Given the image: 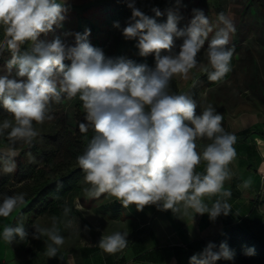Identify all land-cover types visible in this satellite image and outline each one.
I'll return each mask as SVG.
<instances>
[{
  "label": "clouds",
  "instance_id": "clouds-1",
  "mask_svg": "<svg viewBox=\"0 0 264 264\" xmlns=\"http://www.w3.org/2000/svg\"><path fill=\"white\" fill-rule=\"evenodd\" d=\"M125 2L132 15L122 34L126 40L138 38L139 55H154V66L122 56L106 57L89 42L90 29L82 34L65 32L63 39H42L62 27L67 0H0V29L4 33L0 54H11L7 74L0 75V106L12 117L0 122V137L10 144L0 155L2 170H15V145L32 144L39 135L34 124L53 119V103L78 97L87 122L80 123V131L86 133L91 127L95 132L77 157L83 182L88 185L83 188L86 197L109 194L124 208L134 205L137 211L155 206L160 211H182L183 215L191 209L195 214H208L213 221L221 214L227 216L232 211L228 203L232 193L224 185L233 176L229 165L237 155L236 136L224 130L223 117L212 105L197 114V104L190 95L171 94L168 88L174 76L187 79L198 66L197 57L206 41L205 54L212 69L208 80L221 81L231 71L234 47L228 44L236 31L234 22L219 13L222 27L209 40L213 25L202 9H192L191 19L179 27L184 19L179 10L181 0H175V8L166 10L165 22L144 14L135 0ZM151 11L156 17L163 14L157 7ZM113 26L120 27L118 22ZM69 36H74V45L67 42ZM177 40L182 41L179 46ZM26 43L30 48L21 51ZM198 140L208 141L202 150H198ZM202 163L203 172L197 171ZM251 184V179H246L239 187ZM213 196L218 198L209 207L204 198ZM24 203L23 193L4 195L0 217H9ZM75 207L84 210L78 201ZM69 211L64 208L66 216ZM71 223L69 220L67 226ZM57 225L56 217L51 227L33 226L31 233L22 224L6 225L2 239L12 244L29 235L33 239L47 237L45 254L54 258L64 243ZM127 245L128 233L120 231L102 235L98 242L107 253H116ZM253 254V249L246 252ZM233 259L234 252L226 242L218 248L209 242L202 252L189 258V264Z\"/></svg>",
  "mask_w": 264,
  "mask_h": 264
},
{
  "label": "trees",
  "instance_id": "trees-1",
  "mask_svg": "<svg viewBox=\"0 0 264 264\" xmlns=\"http://www.w3.org/2000/svg\"><path fill=\"white\" fill-rule=\"evenodd\" d=\"M113 1L116 3L118 9L109 15L110 27L107 29L105 37L95 39L89 36L88 38L89 42L99 49L107 46L109 37L115 28L113 26L114 23H120L124 20L127 26L132 15L131 9L127 7L125 0H102L99 3H94V5H101L104 8ZM174 4L175 0H135V6L149 17H155V13L151 11L153 7H157L161 11L163 9H168ZM218 4L219 6L221 5L220 2H218ZM88 6H91V4L85 6L79 5L78 7L80 10L78 11L82 12L86 10ZM219 6L218 8H220ZM80 19H83L85 23H87L90 30L94 32L100 30L99 23L93 22L83 15L80 16ZM126 26L124 25L123 28ZM83 31L81 26L75 33L82 34L84 33ZM3 36V29H0V40H3ZM70 40L73 44L75 43L74 36H72ZM127 41V44L135 51L138 38ZM176 43L177 46H179L182 41L177 40ZM29 48L30 46L24 44L21 51H26ZM204 48L197 57L198 62L204 61L206 58L202 53L205 51ZM117 52L121 53V50ZM7 53L10 54L8 51H4L2 54ZM138 55L133 57L132 60L137 63H147L149 66L155 63L154 55L141 57L140 60H138ZM66 63L70 62L66 61ZM233 64L234 58L232 57L231 69ZM3 66V56H0V75H5L2 73ZM230 73L231 71L227 73L222 80L229 77ZM12 75H15V69ZM217 83L218 82L209 81L208 72L203 71L195 76L191 88L187 91V95L199 97L200 91H204L206 87L213 86ZM63 101L64 99H62L60 103H53L51 105L50 113L56 115L54 121L50 123L46 121L42 125L34 124L39 135L31 145L23 142H18L15 145V149L18 153L14 157L16 165L15 170L12 173H5L2 170V164H0V202H2L4 195L25 194V203L15 209L5 220H0L1 233L3 227L6 225L18 226L21 224L31 233L34 231L33 226H36V221L46 215L57 218V226L62 236L63 233L66 232L64 230L65 221H69L71 217L75 215L81 219L85 228L90 231L91 234L94 235L95 233L91 224L74 206L76 199L83 200L86 197L83 188L88 186L83 183L84 173L77 163V157L83 154L88 142L95 135V132L91 127H89L86 133L80 131V123L87 122L85 121V112L82 102L78 97L73 99L72 108L68 117L63 113ZM5 118L12 119L11 114L0 106V122ZM237 135L235 144L245 142L251 136H260L264 138V129L261 130L255 126L249 130H240ZM205 144L206 143L202 141L199 142L201 146ZM9 146V141L5 137H0V149H8ZM249 153H251L252 157L257 156V153L253 150H250ZM3 154L5 153L0 150V155ZM32 158H34V162ZM259 163L262 165L263 170L258 175L257 183L242 190L237 188H234V190L231 189L232 195L228 203L231 205L232 211L227 216L223 214L219 216L221 219V228L210 242L216 244L217 248L221 242H226L230 250L234 252V259L231 261L220 260L217 261L216 264H264V208H262V205H264V157L260 159ZM240 195L245 196L246 199L236 200ZM217 198L218 197H215L213 202ZM211 204L212 203L209 204V207H211ZM65 207L70 209L67 216L64 214ZM200 220L201 224L210 223L212 221L208 214L201 215ZM61 225H63V228ZM149 227L148 225L142 229L141 233L147 232ZM0 236H2V234H0ZM13 243L15 249L18 251L23 249L28 250L34 257H38L42 254L39 260L40 264H56L57 262L58 256L49 258L45 254L47 245L45 241L39 242L38 239H33L32 236L29 235L24 241L17 239V241ZM208 243L202 239L189 240L183 243L174 254L175 261L173 264H189V258L193 254L202 252ZM81 249L82 253L86 255L87 252L94 250L95 246H82ZM248 249H253L254 254L246 255ZM136 257H138V255ZM27 263L28 260L23 264ZM0 264H3L1 259ZM111 264H126V262L124 257L121 256L117 260H113Z\"/></svg>",
  "mask_w": 264,
  "mask_h": 264
},
{
  "label": "crops",
  "instance_id": "crops-1",
  "mask_svg": "<svg viewBox=\"0 0 264 264\" xmlns=\"http://www.w3.org/2000/svg\"><path fill=\"white\" fill-rule=\"evenodd\" d=\"M100 1L102 0L88 1L83 4H74V6L92 5ZM26 45L30 46L28 43H26ZM108 48L109 46H106L101 49L106 57H124V54L117 52L118 50L114 53H109ZM140 58L141 56L138 55V60H140ZM152 66H154V64ZM202 72L203 71H193L191 77L184 85H180L179 78L174 76L169 83L168 91L171 94H188L187 91L191 88L195 76ZM225 80L226 79L222 81ZM222 81L213 86L206 87L204 91H200L199 97L190 95L197 104V114L208 105H212L217 112L222 115V125L225 131L234 134L236 137L238 136L237 133L243 129L249 130L257 126L259 129L263 130L264 110H254L251 113L245 112L241 114L238 119H226L227 113L221 109L220 98L215 97L218 92L212 91L215 87L220 86ZM211 91L213 93H211ZM261 102H264V99ZM199 142L200 140L197 141L198 150H202L204 145H199ZM202 142L207 143L208 141ZM234 148L237 155L229 165L233 176L231 180L225 182L224 187L230 190H234V188L242 190L244 188L239 186L244 180L251 179V185L256 184L258 175L263 170L259 162L260 159L264 157V138L260 136H251L245 142L234 144ZM0 150L4 153L7 152V149L4 148ZM250 150L255 151L257 156L252 157L251 153H249ZM204 167L202 163L197 168V171L203 172ZM214 198L215 196L210 199L205 197L204 199L206 203L210 204L213 202ZM92 199L96 202L89 208L84 207L85 210L88 212L90 211L91 214L101 213V215L104 216L107 221L110 220L112 224L106 226L105 224H101L104 228L100 233L97 231V226H94L92 222H89L85 218L91 224L95 233L93 235L88 230L84 231L83 237L87 240L83 243H79V241L75 239L77 238V236H75L76 231L71 228L72 226H67L68 221H65L66 232L63 233L64 243L60 246L56 264H111L113 260L115 261L121 256L124 257L126 264H173L175 261L174 254L177 252L178 248H180V245L189 240L201 239L208 243L221 228L220 217H217L210 223L201 224V215L195 214L191 209H189L188 215H183L182 211L179 213H172L170 210L160 211L155 206H146L143 211H137L134 205L124 208L119 201L109 194H103L99 198ZM245 199L246 197L243 195L236 198V200ZM83 200H86V198ZM77 201L78 199L75 200V203H77ZM80 213L82 214L81 211ZM5 219L4 217H0V220ZM71 220H73L72 217ZM148 225L150 226L148 231L141 233V230ZM116 231L128 233L127 247L116 253H107L103 251L98 246L101 236L109 235ZM0 234H2L1 230ZM82 246H95V249L87 252L85 255L82 253ZM6 247L12 249V244H7ZM3 254L4 253L1 254L0 247L1 261L3 264H10V258H7ZM137 255L138 257H136Z\"/></svg>",
  "mask_w": 264,
  "mask_h": 264
},
{
  "label": "rangeland",
  "instance_id": "rangeland-1",
  "mask_svg": "<svg viewBox=\"0 0 264 264\" xmlns=\"http://www.w3.org/2000/svg\"><path fill=\"white\" fill-rule=\"evenodd\" d=\"M88 1L96 0H67L68 11L64 13L65 20L63 21L62 27L56 29L53 33H49L47 37L42 36L41 38L52 39L55 36H60L63 39V34L65 32L75 33V31L81 26L84 31L86 29H90L87 23H85L83 19H80V16L82 15L86 16L93 22L99 23L100 25V30L95 32L90 30V38H104L107 33V29L110 27L109 15L118 9L116 7V3L113 1L104 8L101 5L99 6L92 4L82 12L78 11L80 10L79 7L74 6V4H83L84 2L86 3ZM58 2L63 3L64 0H58ZM218 2H220V6ZM181 4L182 7H180L179 10L184 19L180 21L178 26L184 27L188 23L192 16V9H202L207 15L210 23L213 25V32L209 34V40L215 34L217 28L222 27L218 21L219 13L223 12L234 22L236 31L230 35V41L228 44L229 48L234 47V64L229 77L226 78L225 81H222L220 86L212 89L213 92H218L215 97L220 98L221 109L227 113L226 119H238L240 118L241 114L245 112L251 113L254 110H264V102H261L264 99V0H181ZM218 6L220 8H218ZM169 8H175V4ZM166 10L167 9L161 10L163 16H155L153 18H155L158 22H165L167 19ZM119 25L120 27H115L109 37L107 45L109 46V53H114L116 50H121V53L124 54V57L132 60L136 54H139V49L136 48V50L133 51L131 49L132 47L127 44L128 41L122 34V27L124 25L126 26V22L123 20L119 23ZM71 37L72 36H70V38ZM70 38L67 37V42L69 44H73ZM204 47L205 51L202 53L206 57L205 52L207 49V41ZM0 56H3L4 62L2 73L6 74V64L11 56L8 53L0 54ZM211 70V66L208 63L206 57L203 62L198 63V66L189 72L187 79L183 78L182 76L177 77L179 78L180 85H184L191 77L193 71L209 72ZM212 91L211 93H213ZM72 102L73 99H64L63 101V113H65L67 117L71 111ZM52 116V120H46L48 123L56 119V115ZM85 198L86 200H78V202L83 205V208H89L93 205V203L96 202L93 201L94 199L92 198ZM262 208H264V205H262ZM81 212L84 218H86L89 222H92L94 226H97V231L100 233L104 228L101 226V224H105V226L112 224V222H110V220L107 221L106 218L101 215V213L95 212L96 214H91L90 211H86L85 208ZM52 218V216L48 215L43 216L38 221H36V226L42 228L51 227ZM72 218L73 220L70 219L73 222L71 223V228L76 231L75 236H77V238L75 239H77L79 243H83L87 240L85 237H83V232L87 231V229L77 215L73 216ZM61 226L63 228V225ZM64 226L66 227V225ZM38 241H45L46 244L49 243L47 237L43 236L38 239ZM7 244L8 243L3 241L2 237H0L1 254L4 253L3 255H5L7 258H10V264H23L27 260V264H40L39 260L40 257H42V254L38 257H34L28 250H16L14 243H12V249H8V247H6Z\"/></svg>",
  "mask_w": 264,
  "mask_h": 264
}]
</instances>
